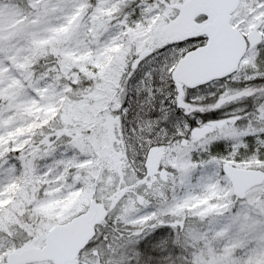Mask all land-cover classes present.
<instances>
[{
  "label": "snow or ice",
  "instance_id": "obj_1",
  "mask_svg": "<svg viewBox=\"0 0 264 264\" xmlns=\"http://www.w3.org/2000/svg\"><path fill=\"white\" fill-rule=\"evenodd\" d=\"M114 3L115 0H110V4ZM32 7L35 9L33 17L39 19V24L33 27H45L48 18L57 11L65 14L67 22L53 30L62 35L58 38L49 36L53 43L59 39L68 45L62 51L57 50V55L71 57L74 49L91 47L88 38L81 42L82 27L73 23L75 16L72 14L76 4H71L68 0H34ZM79 7L84 5L81 3ZM165 7L160 0H155V3L153 0H135V3L124 0L112 17L121 30H130L135 29L138 23H149V18L157 12L162 15L158 24L165 21L179 23L182 10L199 9L200 14L196 16V20L204 22L206 30L182 39L154 42L155 46L146 44V47H151V51L143 55L140 52L132 53V60L119 76L124 90L117 111L129 134V140L134 146H145V159L154 145L167 144L168 150L162 156L156 171H152L149 165H142L143 173H138L135 179L140 182L141 189L148 191L140 196L138 203L130 202L135 210L121 209L117 220L118 223L127 225V229H117L112 235L106 234L108 252L101 255L97 249L94 258L99 260V264H232L235 254L230 251L231 245H227L223 251H198L193 243H189L194 238L208 241L222 235L225 240L246 241L243 247L247 252L240 264H264V212L259 211L264 209V191L242 189L234 179L232 170L226 167V161L230 159L247 158L241 154L245 151L244 145L233 156V145L240 138L252 141L247 146V156L264 160V53L259 50V45L264 40L257 42L245 53L254 54L256 67L245 71L240 76L241 82L233 85L229 82L237 77L236 69L222 75H209L212 69L203 65V61L216 55L220 46V37L215 27L214 0H203L196 4L189 3V0H179L171 16L163 15ZM237 7L239 15L229 17V24L226 26L229 30L240 16L246 17L241 27L255 23L257 29L264 30V0H247ZM83 27L86 30L87 26ZM36 38L33 35L32 41L35 42ZM245 39L251 44L247 36ZM100 43L97 41V45ZM22 58L17 55L14 40L10 39L7 44L0 41V65L11 68ZM115 66L118 69V60ZM189 66L192 74L186 75ZM24 76L31 79L27 73ZM201 76L208 78L201 79ZM63 79L61 76V83H57L53 76H49L42 82L49 94L41 103L49 100L58 102L62 98L65 94L60 91ZM67 83H71V80ZM129 84L137 90L139 99L143 102L137 105L132 127L127 126L125 119L127 115H133L127 99ZM28 88H32L39 96L40 84L27 82L18 89V95H26ZM225 89L235 97L227 101L229 104L239 103L240 100H253L254 103L243 106L240 112L209 119L214 110L227 106L221 102ZM67 94L72 95L70 92ZM249 108L251 111H248ZM241 112L246 115L241 116ZM7 115H11V109ZM233 117L236 126L243 119L250 122L249 126L256 131L248 132L243 137L223 135L221 129L225 125L221 122L232 121ZM4 119L5 112L0 111V124ZM161 125H164L163 129ZM3 131L5 128L0 126V133ZM159 133L165 135L163 141L159 139ZM168 136H171L170 140ZM13 143L12 140L8 141V152H3L0 147V202L5 197L12 196L8 207L15 213L14 217L5 219V212L8 210L0 209V264H32L29 260H15L5 252L19 245L17 254H25L28 246L25 241H33L23 222L32 223V217L36 221H42V210L48 207L44 201L51 197H41L36 192V198H32L37 178L33 156L27 146L12 148L10 146ZM197 152L201 153L199 157ZM67 163L71 164V159ZM160 169L165 171L161 172ZM197 171L200 174L193 179ZM13 183L16 185L15 194L8 188ZM177 184L184 189L183 194L175 191ZM169 186L173 190L171 197L168 196ZM72 189L86 191L87 180L69 182L58 195ZM25 193L28 195L25 196ZM153 195L156 196L155 201L152 199ZM28 200H31L30 204H27ZM24 204L27 207L22 213L19 209ZM41 227L46 232L54 229L50 236L72 228L67 223L55 220L47 224L41 223ZM94 243L90 239L84 248L90 249Z\"/></svg>",
  "mask_w": 264,
  "mask_h": 264
},
{
  "label": "rangeland",
  "instance_id": "obj_2",
  "mask_svg": "<svg viewBox=\"0 0 264 264\" xmlns=\"http://www.w3.org/2000/svg\"><path fill=\"white\" fill-rule=\"evenodd\" d=\"M33 2L34 0H0V41L7 44L10 39L14 40L17 55L23 57L11 68L0 65V111L5 112V119L0 124L5 128V131L0 133V147L3 148V152H8L9 140L14 141L10 146L12 148L27 146L33 156L37 172L32 198H36V192H39L41 197H51L50 200L44 201L48 207L42 210V221H36L32 217V223L23 222L33 241L25 243L28 246H43L47 232L41 227V223L47 224L52 220L63 223L80 212L90 210L91 222L97 231L93 239L95 243L92 248L85 249L75 261L68 264H99V260L94 258L96 250L99 249L101 255L108 252L105 235H112L117 229H127V225L118 223L117 220L121 209L135 210L130 202L138 203L140 196L148 191L141 189L140 182L135 179L138 173H143L142 165H149L152 171H156L162 156L168 150L167 144L154 145L149 149L145 159V146L142 144L134 146L129 140V134L117 111L124 90L120 85L119 76L132 60V53L140 52L143 55L146 51H151V47H146V44L155 46L154 42L182 39L186 37L187 27L191 22L197 23L198 28L202 27L204 22L196 20V16L200 14L199 9H185L182 10L183 15L179 18V23L165 21L158 24L162 15L161 12H157L155 16L149 18V23L141 22L135 29L121 30L112 17L124 0H115L114 4H110V0H68L69 3L77 5L72 15L75 16L73 23L82 27L81 42L88 38L91 47L74 49L73 56L62 57L57 55V50L62 51L68 47L67 43L59 39L53 43L49 36L58 38L62 35L53 30L67 22L65 14L57 11L48 18L45 27H33L39 24V19L32 15L35 12ZM131 2L135 3V0ZM153 2L155 3V0ZM197 2L200 0H189V3ZM246 2L247 0H242L241 5ZM81 3L84 7H79ZM160 3L166 5L163 15L171 16L179 0H160ZM238 15L239 9L236 12V16ZM245 19L246 17L240 16L236 23L242 25ZM85 25L86 30L83 27ZM254 25L255 23L247 24L242 29L249 31ZM261 31L264 35V30ZM33 35L37 37L35 42L32 41ZM97 41L101 43L97 45ZM259 50L264 53V43L259 45ZM117 60L118 69L115 66ZM255 67L254 54L245 55L237 71V77L229 83L239 84L240 76ZM25 73L31 77L30 80L24 76ZM49 76H53L57 83H61V76L64 78L60 91L65 94L58 102L49 100L47 103H41L49 94L42 83ZM68 80H71V83H67ZM25 82L40 84L39 96L32 88L27 89L26 95H18V89L22 88ZM223 91L221 102L227 106L214 110L209 119L240 112L243 106L254 103L253 100H240L239 103L229 104L227 101L235 97L227 89ZM69 92L72 95H68ZM127 99L133 115H127L125 119L127 126L132 127L137 105L143 102L131 84ZM9 109L11 115H7ZM240 114L246 115L243 112ZM221 123L225 125L221 129L223 135L243 137L248 132L256 131L249 126L250 122L243 119L238 126L234 124V117L232 121ZM161 128L163 129L164 125H161ZM158 137L161 141L165 139L163 133H159ZM167 138L170 140L171 136ZM251 143L252 141L242 138L237 139L233 145V156L239 153L241 145H244L245 151L241 154L247 158L242 160L233 158L226 162L264 171V160L256 156H247V146ZM227 146L226 143L225 147ZM196 155L199 157L201 153L197 152ZM69 159L71 164L67 163ZM199 174L197 171L193 179ZM84 179L87 180L86 191L72 189L58 195L69 182ZM8 188L15 194V183ZM251 190L264 191V183ZM175 191L183 194L184 189L177 184ZM172 194V187L169 186L168 196L171 197ZM27 195L25 193V196ZM11 199L12 196H7L0 202V209L8 210L5 212V219L15 216L14 211L8 207ZM152 199L155 201L156 196L153 195ZM30 203L31 200H28L27 204ZM27 204L19 209L22 213L26 210ZM259 211L264 212V209ZM245 242L240 239L225 240L222 235L208 241L196 238L189 241L198 251H223L227 245H231L230 251L235 254L232 264H240L241 258L247 252L243 247ZM18 249L19 245L7 249L5 254ZM32 264L54 263L42 261Z\"/></svg>",
  "mask_w": 264,
  "mask_h": 264
},
{
  "label": "water",
  "instance_id": "obj_3",
  "mask_svg": "<svg viewBox=\"0 0 264 264\" xmlns=\"http://www.w3.org/2000/svg\"><path fill=\"white\" fill-rule=\"evenodd\" d=\"M203 1V0H202ZM215 3V27L220 37V46L215 56L203 61V65L209 69V75H222L225 72L238 70L242 57H244L248 45L254 47L257 42L262 41L263 36L258 29L253 30L247 37L251 44L245 39V36L231 25L230 30L226 27L229 24V17L238 9L241 0H214ZM231 9V10H229ZM203 30H206L205 25ZM192 35L191 31L188 34ZM147 52V51H146ZM190 66L186 69V75H191ZM201 79L208 78L201 76ZM234 173V179L242 189L250 190L255 186L264 183V171L258 168L240 167L226 162ZM72 226L70 231L55 232L50 236L49 229L45 235V244L43 246H28L25 254L19 256L18 251H10L15 260H29L31 262L52 261L54 264H68L75 261L81 254V249L90 239H94L96 228L91 222L90 210L83 211L73 216L66 222Z\"/></svg>",
  "mask_w": 264,
  "mask_h": 264
},
{
  "label": "flooded vegetation",
  "instance_id": "obj_4",
  "mask_svg": "<svg viewBox=\"0 0 264 264\" xmlns=\"http://www.w3.org/2000/svg\"><path fill=\"white\" fill-rule=\"evenodd\" d=\"M201 2H203L202 0H200V2H197V3H201ZM241 5V4H240ZM239 9V8H238ZM237 9V10H238ZM237 10L235 11V12H233L232 13V17L231 18H234V17H236V12H237ZM214 16H216V13H215V11H214ZM203 25H204V23H203ZM203 25H202V27H203ZM233 27H235V28H237L245 37L246 36H248L253 30H255V29H257L256 28V25H254L253 27H252V29L251 30H249V31H245V30H243L242 29V27H241V25H239L238 23H235V24H231ZM202 27H200V28H198L197 27V23H195V22H191V24L190 25H188V27H187V29H188V32L190 33V30H191V33H192V35L193 34H195V33H198V32H203L204 30L202 29ZM258 31H260L261 33H262V31L260 30V29H258ZM263 34V33H262ZM263 40H264V37H263ZM249 48H251V47H249Z\"/></svg>",
  "mask_w": 264,
  "mask_h": 264
}]
</instances>
